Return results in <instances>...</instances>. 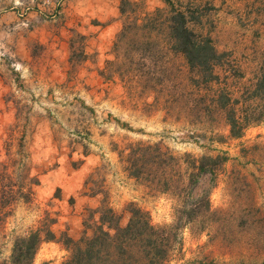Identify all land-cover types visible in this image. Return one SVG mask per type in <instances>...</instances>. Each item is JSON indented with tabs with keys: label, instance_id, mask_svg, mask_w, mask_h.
<instances>
[{
	"label": "rangeland",
	"instance_id": "374dc122",
	"mask_svg": "<svg viewBox=\"0 0 264 264\" xmlns=\"http://www.w3.org/2000/svg\"><path fill=\"white\" fill-rule=\"evenodd\" d=\"M171 1L189 5L198 19L188 27L220 54L215 78L167 50L164 0H0V264L34 230L55 238L27 264L68 257L53 209L60 188L48 196L43 178L77 169L87 151L98 163L84 192L99 205L78 218L73 239L91 234L102 207L124 224L131 202L170 234L164 264H264V98L255 92L264 0ZM86 58L99 66L87 75ZM224 108L242 118L237 137ZM49 136L55 148L81 145L82 155L48 157ZM201 156H218L215 169L187 184Z\"/></svg>",
	"mask_w": 264,
	"mask_h": 264
},
{
	"label": "trees",
	"instance_id": "16d2710c",
	"mask_svg": "<svg viewBox=\"0 0 264 264\" xmlns=\"http://www.w3.org/2000/svg\"><path fill=\"white\" fill-rule=\"evenodd\" d=\"M123 2L124 0H120V3ZM164 2L169 6L168 15L163 23L167 50L180 53L189 68L198 71L199 74L209 79L215 78L213 67L220 64L218 58L220 54L214 49L210 38L195 35L187 25L198 17L189 10V5L181 8L180 3L177 4L178 7H174V2L171 0ZM123 11L124 9L120 7V12ZM140 43L142 46L152 44L147 39ZM263 71L262 76L255 83V92L262 98H264ZM224 109L229 135L239 136L244 126L239 123V119L242 118H237L232 108ZM135 148L137 151H144L150 147L137 145ZM137 155L139 156L136 152ZM216 158L218 156L214 158L201 156L194 159L190 164L192 171L188 173L187 184L191 185L196 179L194 176L200 173L213 172ZM224 158L223 156L222 159ZM126 210L129 215L124 224H120V214L110 207H102L91 234L82 235L77 239L63 234L62 244L69 254L61 264H164L171 249L170 234L163 226L151 224L147 212L133 203H128ZM54 238V234L49 229H45L43 237L34 230L26 236L15 239L9 264L29 263L41 240Z\"/></svg>",
	"mask_w": 264,
	"mask_h": 264
},
{
	"label": "crops",
	"instance_id": "0c3cea01",
	"mask_svg": "<svg viewBox=\"0 0 264 264\" xmlns=\"http://www.w3.org/2000/svg\"><path fill=\"white\" fill-rule=\"evenodd\" d=\"M108 20L109 23L106 25V30L113 27L114 24L113 18H108ZM91 28H93V26ZM80 63L84 66L85 71L83 73L85 75L90 72V70L88 72V67H94V69L99 68V66L97 65L98 62L93 63V61H89L87 58ZM93 72L95 71H92V73ZM84 74H81V76L79 77L82 79V75ZM45 141L46 147L48 148L47 154L50 158L59 156L64 159H69V152L71 153V155H74V157H76L78 154L82 155L81 145H75L74 150L72 149L71 151H69L64 150L63 148L60 149L58 147V149L53 147L50 136L46 137ZM82 158L83 161L77 169H66V166L61 165L62 169L55 167L51 171L44 173L45 176L43 178L48 181V184L46 185V193H48V196L52 194V191L55 187L60 188L57 196L58 199H55L56 204L53 209L58 212L56 216L61 223L66 225L63 227V229L71 238H76L78 236V233L81 231V229L76 224L78 218H83L86 211L96 212L97 206L99 205V200L95 193L84 192V185H87L85 184L86 179L90 172H92L96 167V164L98 162L93 160L91 151L85 152ZM64 169L68 171V174L67 171L65 172V174L62 172V170ZM62 175L66 176L63 177ZM43 197H45L44 192ZM80 223H82V221ZM51 230L54 231V233L56 231L53 229Z\"/></svg>",
	"mask_w": 264,
	"mask_h": 264
}]
</instances>
